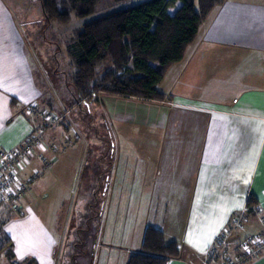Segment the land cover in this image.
<instances>
[{
    "label": "crops",
    "instance_id": "crops-1",
    "mask_svg": "<svg viewBox=\"0 0 264 264\" xmlns=\"http://www.w3.org/2000/svg\"><path fill=\"white\" fill-rule=\"evenodd\" d=\"M11 7L0 0V149L16 147L40 124L27 112L30 103L54 111L49 79L56 69L36 45L47 40L24 33L26 25ZM158 89L164 100L99 92L80 101L102 102L108 145L100 163L92 157L95 146L88 154L83 147L79 189L86 190L89 216H103L115 196L137 200L143 215L153 216L146 225L178 244L180 255L167 264H209L215 236L249 196L256 199L257 215H264V0H226L215 7ZM73 96L59 94L56 103L72 109ZM50 131L47 140L62 144L63 130ZM64 154L53 156L43 179L61 174V163L70 158ZM87 155L97 167H88ZM32 160L21 178L38 166L35 155ZM258 216L247 218L240 236L260 229ZM43 244L44 264H57L56 241ZM12 248L17 261L43 264L30 249L21 252L14 242ZM0 264L8 261L0 256ZM247 264H264V254Z\"/></svg>",
    "mask_w": 264,
    "mask_h": 264
},
{
    "label": "rangeland",
    "instance_id": "rangeland-1",
    "mask_svg": "<svg viewBox=\"0 0 264 264\" xmlns=\"http://www.w3.org/2000/svg\"><path fill=\"white\" fill-rule=\"evenodd\" d=\"M1 1L5 5L12 6L11 8H17V15L22 18L26 25V28L22 27L24 33L28 31L34 39L44 37L47 40L44 43H36V45L48 55L47 61L49 60L50 66H54L56 69L55 77L49 79L50 92L51 95L54 94L51 97L52 107L55 112H66L69 109L72 112H68L65 119L51 130L60 128L64 133L62 132L63 134L58 138L61 137L62 143L66 140L69 142L68 144L65 143L55 154L59 157L64 153V155L70 153V158L61 163V174L57 178L55 176L51 179L48 178V180L47 178L43 179L42 175L31 183L25 193L27 198L25 199L24 195L21 200L23 216L12 213L7 206H0V256L7 260L5 255L9 253L7 242L9 238L15 243L19 251L25 252L30 249L40 261H43V264V254L40 248L45 246L43 243L49 241H56L57 243L54 247L57 264H126L128 251L131 252L135 245L141 244L147 226L146 222L153 216H144V209L137 200L132 202L123 195L122 198L115 196L111 205L108 202V206H104L103 216H89L88 212L91 206L88 203L86 190L79 189L81 169L85 166L86 160L82 149L87 146L88 154L95 146L96 149L93 150L94 156L92 157H97L98 162L100 159L105 160V150L108 145L105 136L107 131L102 120L105 109L102 102H98L95 98L90 101H83L82 106L76 104L72 109L62 102L59 106L56 103V98L59 97V94L70 98L74 92L68 79L74 68L65 52V42L72 36L73 29L81 27L85 21L93 17L144 0H131L119 5L113 4V0H100L96 13L92 16L78 18L72 15L67 23L52 21L49 25L43 18L38 0ZM196 9H198V4ZM170 12H173V8L170 9ZM154 65L157 64L154 63ZM85 112L89 113L90 118L95 119V121L91 123V120L84 119ZM63 125L67 129H64ZM144 133H146L145 130ZM87 161L88 167H97L96 162L90 160L88 155ZM55 170L56 166L54 165L53 171ZM128 175L130 177V173ZM46 193L48 194L46 195ZM257 206V203L246 204L244 209L235 211L222 229L224 230L230 224L236 214L244 211L242 217L245 220L234 232L231 240L232 246L248 234L262 232L264 215H257L259 213ZM128 210H130L129 213ZM250 216L259 217L260 229L240 236V232L242 233L244 224ZM8 218H12V220L6 222L3 228V224ZM213 246L209 251L214 249ZM85 249L87 255L81 256L85 253ZM207 258L209 262L210 257ZM209 264L219 263L212 262Z\"/></svg>",
    "mask_w": 264,
    "mask_h": 264
},
{
    "label": "trees",
    "instance_id": "trees-1",
    "mask_svg": "<svg viewBox=\"0 0 264 264\" xmlns=\"http://www.w3.org/2000/svg\"><path fill=\"white\" fill-rule=\"evenodd\" d=\"M38 1L48 21L60 23H67L72 15L78 18L94 15L100 2ZM129 1L113 0V4ZM177 1L180 2L178 7ZM225 1L144 0L93 17L73 29L72 36L65 42V52L74 68L68 79L75 103L99 92L164 100L165 94L158 89L164 74L183 58L186 47L209 13ZM171 8H175L174 12L169 11ZM57 113L64 114L62 120L65 119V113ZM251 203H257L253 196L247 200V205ZM7 242L8 264H38L32 258L17 261L11 239ZM179 255L175 241H166L161 228L147 225L140 249L128 255L126 264H167Z\"/></svg>",
    "mask_w": 264,
    "mask_h": 264
},
{
    "label": "built area",
    "instance_id": "built-area-1",
    "mask_svg": "<svg viewBox=\"0 0 264 264\" xmlns=\"http://www.w3.org/2000/svg\"><path fill=\"white\" fill-rule=\"evenodd\" d=\"M27 112L37 116L40 124L35 127L25 138L14 148L0 149V206H7L14 214L23 215L21 200L28 191L31 183L42 176L49 168L53 156L65 145L55 141H48L47 134L59 122L64 114L44 107L36 103H30ZM65 147V146H64ZM33 155L38 162L32 172L21 178L22 171L33 163ZM244 211L236 214L230 224L221 230L213 243L208 256L209 263L219 264H247L253 259L264 254V218L262 219V232L248 234L234 246L231 240L234 232L241 226Z\"/></svg>",
    "mask_w": 264,
    "mask_h": 264
}]
</instances>
